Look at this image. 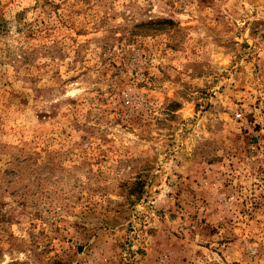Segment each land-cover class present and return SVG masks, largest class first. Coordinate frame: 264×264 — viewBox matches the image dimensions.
<instances>
[{"label":"rangeland","instance_id":"374dc122","mask_svg":"<svg viewBox=\"0 0 264 264\" xmlns=\"http://www.w3.org/2000/svg\"><path fill=\"white\" fill-rule=\"evenodd\" d=\"M0 264H264V0H0Z\"/></svg>","mask_w":264,"mask_h":264}]
</instances>
